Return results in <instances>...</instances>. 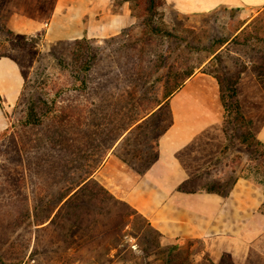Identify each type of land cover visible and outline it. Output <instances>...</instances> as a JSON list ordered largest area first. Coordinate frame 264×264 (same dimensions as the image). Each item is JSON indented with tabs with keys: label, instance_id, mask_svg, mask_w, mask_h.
I'll return each mask as SVG.
<instances>
[{
	"label": "rangeland",
	"instance_id": "1",
	"mask_svg": "<svg viewBox=\"0 0 264 264\" xmlns=\"http://www.w3.org/2000/svg\"><path fill=\"white\" fill-rule=\"evenodd\" d=\"M39 3L43 18L31 21L21 18L18 5L11 0H0V54L17 59L24 76L32 80L39 77L35 74L39 67L56 78L54 89L51 82L52 86L37 96L40 104L58 100L65 105L66 99L76 95L64 85L68 72L59 70L51 49L59 40L73 42L81 37L89 40L98 55L87 79V91L98 104L144 97L143 111L148 113L142 118L143 112H115L109 105L101 108L110 128H114L104 133L106 142L130 114L139 117L112 143L93 173L114 198L110 189L114 188L115 172L125 168L129 174H137L156 153L160 126L168 122L169 112L167 107L154 104L167 81L179 78L178 72L192 68V74L202 78L201 91L212 96L217 93L213 69L240 72L237 97L248 121L246 128L256 136L264 122V9L221 7L187 16L178 14L163 0ZM150 15L154 24L172 35L161 33L150 42L144 41L150 36L146 25ZM56 52L59 54L58 49ZM216 53L219 57L212 58ZM25 105H4L1 110L0 264H164L170 250L176 264H233L228 256L211 260L196 240L163 243L142 216L123 205H112L109 213L99 216L94 206L89 207L86 216L91 221L86 219L82 227L57 230L49 219L36 224V216L42 214L33 208L36 200L42 197L43 202L48 199L53 203L60 184L46 171H33L22 158L18 140L27 142V127L22 125ZM223 125L211 127L193 146V157L188 161L193 177L190 187L199 189L205 183L219 182L220 188L229 189L243 173L264 177L263 146L244 142L243 129L238 125ZM28 148L26 143L24 150L28 152Z\"/></svg>",
	"mask_w": 264,
	"mask_h": 264
},
{
	"label": "crops",
	"instance_id": "2",
	"mask_svg": "<svg viewBox=\"0 0 264 264\" xmlns=\"http://www.w3.org/2000/svg\"><path fill=\"white\" fill-rule=\"evenodd\" d=\"M40 1L11 3L18 5L22 19L33 21L43 18ZM163 1L187 16L221 7L264 9V0ZM201 79L191 74L169 96L172 122L157 139L154 161L142 173L129 174L119 168L110 191L144 217L163 243L196 240L213 261L228 256L233 264H264V177L243 173L226 195L190 187L192 170L188 161L193 157V146L223 121L218 86L213 96L203 93ZM23 84L19 65L10 56L0 55V121L2 107L17 102ZM256 138L264 149V122Z\"/></svg>",
	"mask_w": 264,
	"mask_h": 264
},
{
	"label": "trees",
	"instance_id": "3",
	"mask_svg": "<svg viewBox=\"0 0 264 264\" xmlns=\"http://www.w3.org/2000/svg\"><path fill=\"white\" fill-rule=\"evenodd\" d=\"M146 25L150 34V36H145L144 41L146 42H150L152 37L161 33L167 36L172 35L168 30H162L158 24H154L152 15L147 19ZM224 43L225 41L221 42V45ZM56 49L59 50V54ZM51 50L59 70L64 69L68 72L69 77L64 85H67L69 91H75L76 95L68 98L69 100L66 99L65 105H62V102L58 100H48L40 104L41 101L37 100V96L42 95L45 88L52 86L51 82L54 84L52 87L54 89L57 81L53 75L45 74V67H39L35 74L40 78L36 76L33 80L28 78V76H24L21 70L24 84L16 102L18 106L26 104L25 118L22 125L27 127V135L24 136L27 138L26 143L29 151L24 150L26 143L19 139L22 158H25L26 163L33 171H46L54 182L60 184L56 201L51 203L47 199V201L43 202L42 197L36 200L37 202L33 208L36 213L39 210L42 214L40 218L36 216L35 223L39 224L49 219L50 225L57 230H68L76 226L82 227L86 219L91 221L86 216L89 207L94 206L98 210V216L101 213H109L112 205H123L131 211H135L127 202L114 198L93 177V173L100 166L103 154H106L105 152L112 143L139 119V117L138 119L134 117L137 114H130V118L120 122L116 133L111 138L109 137L108 142H106L103 137L104 133L106 130H113L114 128H110L111 124L104 118L105 115L101 108L109 105L115 109V112H121L124 109L130 111V113L131 111L132 113L135 111L143 112L140 114L141 116L138 115L142 118L148 113V111H143L146 109L141 102L144 97L140 96L141 94L139 95L140 97L130 95L131 97L122 99L119 102L110 100L107 104H98L91 97L90 92L87 91L88 72L92 69L95 61L98 60L97 52L89 40L84 37L75 39L73 42L59 40ZM214 52L213 50L212 53ZM167 56H169V53ZM218 57L219 55L216 53L212 58L216 59ZM12 59L18 64L17 59ZM212 71L217 82L219 100L223 108L222 123L224 125H227V123L238 125V127L243 129L242 139L244 142H247L248 145L254 142L255 145L262 147V143L256 138L254 133L246 128L248 121H246L240 111L241 107L237 97V84L240 72L222 71L221 69L217 70V68ZM146 73L148 76L149 72L147 71ZM192 73V68L186 69L182 73L178 72L176 77L179 78L173 81L169 79L164 85L165 90L161 98L155 101L154 106L167 107L169 112L168 122L160 126L159 136L172 122L168 103L169 96ZM143 85L142 83L139 87ZM134 87H136V84H134ZM57 103H59V106ZM41 125L43 128L38 129ZM138 125L136 124L135 128ZM224 129H226V126ZM24 151L28 154L24 153ZM156 154L144 166L139 167L138 173H142L154 161ZM192 178L191 182H193ZM216 183H205L202 188L220 195H226L229 192L230 188H220L218 185L220 183ZM181 187L184 188V186ZM107 198H110L111 201L106 202ZM55 209L54 215L50 218L51 213ZM137 215L141 216L139 213ZM147 226L160 236L150 225L147 224ZM166 255L164 264H176L171 250Z\"/></svg>",
	"mask_w": 264,
	"mask_h": 264
}]
</instances>
